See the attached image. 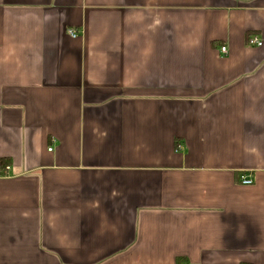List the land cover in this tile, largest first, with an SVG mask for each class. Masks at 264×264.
<instances>
[{"label": "crops", "instance_id": "obj_1", "mask_svg": "<svg viewBox=\"0 0 264 264\" xmlns=\"http://www.w3.org/2000/svg\"><path fill=\"white\" fill-rule=\"evenodd\" d=\"M0 264H264V0H0Z\"/></svg>", "mask_w": 264, "mask_h": 264}, {"label": "built area", "instance_id": "obj_2", "mask_svg": "<svg viewBox=\"0 0 264 264\" xmlns=\"http://www.w3.org/2000/svg\"><path fill=\"white\" fill-rule=\"evenodd\" d=\"M73 36H75L76 34H75V32L73 31V30H71V32H70ZM262 40H260L259 38H257L256 36H251L250 38H249V40H248V44L249 45H262ZM221 52L222 53H227L228 52V48L226 47V46H222L221 47ZM49 150H52V148H49ZM240 181H241V183L242 184H244V185H251V184H253L254 183V180H253V178H252V176H250V175H247V174H244V175H242L241 176V178H240Z\"/></svg>", "mask_w": 264, "mask_h": 264}]
</instances>
